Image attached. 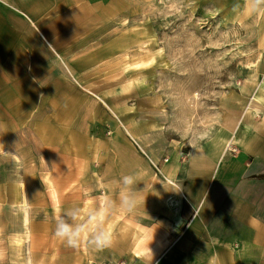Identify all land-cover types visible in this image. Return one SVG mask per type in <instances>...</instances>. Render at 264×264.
I'll list each match as a JSON object with an SVG mask.
<instances>
[{
    "label": "rangeland",
    "instance_id": "374dc122",
    "mask_svg": "<svg viewBox=\"0 0 264 264\" xmlns=\"http://www.w3.org/2000/svg\"><path fill=\"white\" fill-rule=\"evenodd\" d=\"M263 8L0 0V264H150L134 249L151 251L135 230L152 210L150 175L167 180L161 169L177 157L187 167L204 142L226 149L236 128H260ZM124 175L135 177L132 212L119 206ZM108 200L111 247L71 248L55 236L58 215L78 207L83 219Z\"/></svg>",
    "mask_w": 264,
    "mask_h": 264
},
{
    "label": "crops",
    "instance_id": "0c3cea01",
    "mask_svg": "<svg viewBox=\"0 0 264 264\" xmlns=\"http://www.w3.org/2000/svg\"><path fill=\"white\" fill-rule=\"evenodd\" d=\"M261 16L264 31V8ZM255 96L261 99L259 129L236 128L226 149L220 139L204 142L190 151L187 167L177 166V157L161 169L167 180L156 174L161 184L150 175L152 213L135 220L140 224L135 230H144L139 235L150 238L151 251L137 249L136 243V257L150 264H264V87ZM231 142L239 152H228ZM223 155L228 161L221 167ZM23 195L27 204L26 188ZM156 207L162 208L157 216ZM158 241L160 250L154 251Z\"/></svg>",
    "mask_w": 264,
    "mask_h": 264
},
{
    "label": "clouds",
    "instance_id": "9594fccd",
    "mask_svg": "<svg viewBox=\"0 0 264 264\" xmlns=\"http://www.w3.org/2000/svg\"><path fill=\"white\" fill-rule=\"evenodd\" d=\"M119 183L121 185L119 206L123 211L132 212L138 203L137 196L132 191L135 177L124 175ZM113 206V202L108 200L101 206L91 209L83 219L80 218V208H72L56 217L54 234L71 248H78L82 241L96 250L109 248L113 244V234L104 225Z\"/></svg>",
    "mask_w": 264,
    "mask_h": 264
},
{
    "label": "bare ground",
    "instance_id": "6f19581e",
    "mask_svg": "<svg viewBox=\"0 0 264 264\" xmlns=\"http://www.w3.org/2000/svg\"><path fill=\"white\" fill-rule=\"evenodd\" d=\"M263 77H264V75H263Z\"/></svg>",
    "mask_w": 264,
    "mask_h": 264
}]
</instances>
